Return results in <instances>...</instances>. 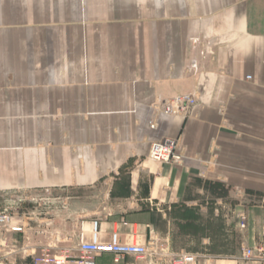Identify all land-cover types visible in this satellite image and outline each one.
Returning a JSON list of instances; mask_svg holds the SVG:
<instances>
[{"label": "crops", "instance_id": "1", "mask_svg": "<svg viewBox=\"0 0 264 264\" xmlns=\"http://www.w3.org/2000/svg\"><path fill=\"white\" fill-rule=\"evenodd\" d=\"M183 94L185 114L163 113ZM174 138L182 164L149 159ZM6 192L78 200L86 242L97 222L100 243L155 240L171 256L193 254L185 239L261 246L264 0H0Z\"/></svg>", "mask_w": 264, "mask_h": 264}, {"label": "rangeland", "instance_id": "2", "mask_svg": "<svg viewBox=\"0 0 264 264\" xmlns=\"http://www.w3.org/2000/svg\"><path fill=\"white\" fill-rule=\"evenodd\" d=\"M178 149V152L182 154L181 139ZM75 196L72 194V197ZM63 198L60 194L3 193V198L0 199V209L4 214L9 215L11 219L24 218L29 223L34 218V223L22 232L12 231L11 222L0 226V264H42L39 258L46 254L58 257L80 256L78 239L79 232L81 229L84 230V227L82 224L79 229L76 227L77 215L74 209L78 200L65 201ZM244 221L243 218L242 223ZM215 228L216 233L223 232L219 230L223 228L222 223L217 222ZM200 233L203 234L205 231L201 228ZM238 242V238L234 236L227 247L228 253L223 254L224 242L221 237L217 238L214 246L210 248L203 244L199 246L191 244V241L186 239L181 241L182 245L186 246L184 249L197 257V264H264L245 260L243 258L245 246H239ZM147 246L150 249V256L147 258L140 260L127 257L119 264H170L172 256L165 254L166 251L161 242L154 240ZM100 258L102 257L97 258L96 262ZM69 264H78V260H70ZM97 264L115 263L112 256L110 261L104 257L98 260Z\"/></svg>", "mask_w": 264, "mask_h": 264}, {"label": "built area", "instance_id": "3", "mask_svg": "<svg viewBox=\"0 0 264 264\" xmlns=\"http://www.w3.org/2000/svg\"><path fill=\"white\" fill-rule=\"evenodd\" d=\"M197 45L198 42L196 41ZM202 46V51L200 53L201 59H206L208 56V51ZM193 64H197L194 60ZM196 102V96L192 94L178 95L168 101L162 102V111L167 115H181L185 114L188 108L194 105ZM155 127V124H152ZM180 144V138L177 139H164L158 142H153L151 144V149L149 153V159L161 163V164H171L179 165L183 163V155L178 152V147ZM11 222V217L7 214L0 215V226L8 225ZM97 222L94 226L93 238L90 242H86L84 239V230L81 229L79 232L78 239V250L80 256H52L50 254L44 255L39 258L42 264H69L70 260L77 259L78 264H96V259L102 257L103 255L113 256V261L115 264L121 263L127 257H134L143 260L150 256V249L148 246L143 245H122L119 243L118 235L114 234L112 241L108 244L100 243L98 241L97 235ZM245 228V223L241 225ZM14 232H22V227L11 228ZM243 258L245 260H251L255 262L264 263V242L259 247H244L243 248ZM170 264H197V257L192 254H178L173 255Z\"/></svg>", "mask_w": 264, "mask_h": 264}]
</instances>
